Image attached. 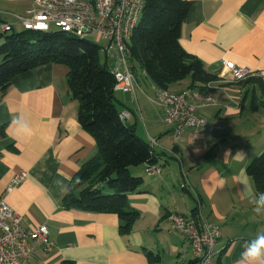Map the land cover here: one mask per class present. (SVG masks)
<instances>
[{
  "label": "crops",
  "instance_id": "crops-1",
  "mask_svg": "<svg viewBox=\"0 0 264 264\" xmlns=\"http://www.w3.org/2000/svg\"><path fill=\"white\" fill-rule=\"evenodd\" d=\"M33 1L0 0V27L14 30ZM186 1L190 8L179 44L217 78L207 89L216 105L195 111L209 129L186 128L174 141L173 125L164 121L156 101L157 88L137 65L133 94L122 93L117 107L131 114L124 122L136 135L143 131L140 138L152 146L160 171L136 172L143 185L128 195V207L138 218L126 236L118 232L116 215L62 204L56 182L70 185L89 161L98 160L95 141L78 124L67 67H37L0 91V199L21 217L23 228L46 226L51 242L48 248L34 246L28 264H148L143 250L160 255L159 264L163 255L173 264H188L191 251L166 220L172 213L197 215L218 227L211 264H235L242 242L264 232V213L252 210L257 193L246 173L248 163L264 151V98L257 86L233 83L225 70L231 63L264 81V0ZM154 104L158 111L148 116L145 109Z\"/></svg>",
  "mask_w": 264,
  "mask_h": 264
},
{
  "label": "trees",
  "instance_id": "trees-1",
  "mask_svg": "<svg viewBox=\"0 0 264 264\" xmlns=\"http://www.w3.org/2000/svg\"><path fill=\"white\" fill-rule=\"evenodd\" d=\"M189 8L186 0H144L140 20L131 32L127 44L129 62L137 64L159 90L172 91L176 85L182 86L180 90L204 89L206 84L217 81L179 44ZM10 32L0 35V91H5L16 76L37 67L66 66L67 89L78 103V124L96 143L97 162L89 161L71 181V190L62 198L63 206L94 214H114L120 223L118 232L128 235L138 218V213L128 207V195L143 185L136 172L156 166L157 159L152 146L121 120L115 82L106 63H100L99 48L60 31ZM235 84L257 86L264 98V81L254 76ZM0 132L3 135L2 129ZM246 173L257 195L264 192V151L248 163ZM143 253L148 264L161 262L160 255L146 250Z\"/></svg>",
  "mask_w": 264,
  "mask_h": 264
},
{
  "label": "built area",
  "instance_id": "built-area-1",
  "mask_svg": "<svg viewBox=\"0 0 264 264\" xmlns=\"http://www.w3.org/2000/svg\"><path fill=\"white\" fill-rule=\"evenodd\" d=\"M144 8V0H34L27 17L17 18L24 30L50 32L53 26L66 35L86 40L95 37L104 40L106 46L99 48L104 54L106 65L114 79V91L133 94L135 78L129 63L127 44L133 29L137 26ZM2 32L12 31L10 25H2ZM225 70L233 83L253 76L248 70L225 63ZM213 84V83H212ZM212 84L204 89L184 88L179 91H156V101L164 109V121L173 125L172 139L177 141L180 133L190 128L194 131L208 128L206 121L195 115L199 108L216 105L214 97L207 93ZM128 111H122L120 118L126 121ZM158 166L149 167L147 174L159 173ZM21 176L13 180L19 183ZM12 189L9 188L7 192ZM167 222L171 232L181 235L197 264H211L215 257V244L219 229L208 221L191 215L184 217L172 213ZM44 225L23 228L21 217L0 199V264H28L34 246L48 248L51 242Z\"/></svg>",
  "mask_w": 264,
  "mask_h": 264
},
{
  "label": "clouds",
  "instance_id": "clouds-1",
  "mask_svg": "<svg viewBox=\"0 0 264 264\" xmlns=\"http://www.w3.org/2000/svg\"><path fill=\"white\" fill-rule=\"evenodd\" d=\"M56 183L63 194H67L71 190L64 181H57ZM252 203L254 213L257 215L264 213V192L255 195ZM241 248L235 264H264V232H259L254 238L244 240Z\"/></svg>",
  "mask_w": 264,
  "mask_h": 264
},
{
  "label": "rangeland",
  "instance_id": "rangeland-1",
  "mask_svg": "<svg viewBox=\"0 0 264 264\" xmlns=\"http://www.w3.org/2000/svg\"><path fill=\"white\" fill-rule=\"evenodd\" d=\"M13 31H15V32H20V31H22V27L20 26V25H16L15 26V28H14V30ZM56 31H58V29L57 28H55V27H53V26H51L50 27V32H56ZM10 34H12L11 32L10 33H7L6 35H10ZM0 35H2V32H1V30H0ZM2 39H0V41H1ZM86 41L89 43V44H92V45H95V46H97L98 48H104L105 46H106V42L104 41V40H97V38H95V37H88L87 39H86ZM1 43V42H0ZM99 59H100V63L102 64V63H104V61H105V57H104V54L103 53H100V55H99ZM130 63V62H129ZM108 66H109V63L107 64ZM130 65L134 68L133 69V71L135 70L136 71V73H138L139 72V69H138V66H137V64H135V63H130ZM109 68V67H108ZM139 74V73H138ZM122 93L121 92H116V98L120 101L121 100V98H122V95H121ZM157 105H155L154 104V107L152 106V109L150 108V110H148V109H145V111H146V114L149 116H153L154 115V113L156 112V111H158L157 110V107H156ZM118 109L120 108V106H118L117 107ZM163 118H164V115H163ZM141 125H142V123H141ZM140 125V126H141ZM137 135L139 136V137H144V134H143V131L141 130V129H139L138 131H137ZM176 234V233H175ZM172 244H173V242H171ZM163 257V264H173V262H172V257H168L167 255H163L162 256Z\"/></svg>",
  "mask_w": 264,
  "mask_h": 264
}]
</instances>
